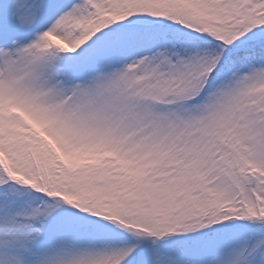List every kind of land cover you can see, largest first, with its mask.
Returning <instances> with one entry per match:
<instances>
[{
    "label": "snow or ice",
    "instance_id": "6c2138e0",
    "mask_svg": "<svg viewBox=\"0 0 264 264\" xmlns=\"http://www.w3.org/2000/svg\"><path fill=\"white\" fill-rule=\"evenodd\" d=\"M0 264H264V0H0Z\"/></svg>",
    "mask_w": 264,
    "mask_h": 264
}]
</instances>
